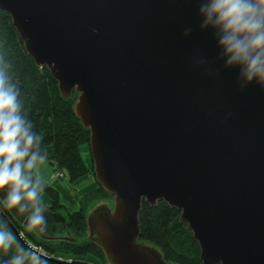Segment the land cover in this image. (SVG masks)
Instances as JSON below:
<instances>
[{
    "label": "water",
    "instance_id": "1",
    "mask_svg": "<svg viewBox=\"0 0 264 264\" xmlns=\"http://www.w3.org/2000/svg\"><path fill=\"white\" fill-rule=\"evenodd\" d=\"M198 8L199 0H0L62 98L77 96L94 176L113 199L88 210L82 240L64 214L44 209L47 229L34 230L43 241L89 242L107 264H175L141 240L143 202L164 201L181 211L202 264H264V87H240L213 34L200 30ZM3 195L26 227L27 214ZM0 215L32 253L88 264L38 253L1 206Z\"/></svg>",
    "mask_w": 264,
    "mask_h": 264
},
{
    "label": "trees",
    "instance_id": "2",
    "mask_svg": "<svg viewBox=\"0 0 264 264\" xmlns=\"http://www.w3.org/2000/svg\"><path fill=\"white\" fill-rule=\"evenodd\" d=\"M0 71L4 72L7 80L17 83L20 88L25 111L33 122L34 130L42 137L46 161L64 172L72 184L89 175L90 167L81 150L84 146H90L91 134L74 113L77 96L74 94L70 100L62 98L59 85L51 72L40 68L30 57L12 18L3 12L0 13ZM98 188L96 193L88 196L85 206L67 216L68 228L76 239L82 240L86 237L88 210L98 201L108 200L110 196L99 185ZM43 195L51 205L46 204ZM40 198L44 209L51 207L53 212L66 211V206L60 201L59 190L44 185ZM0 206L20 234L29 243L45 251L49 257L53 258L57 252L63 250L75 256L98 253L105 260L102 251L89 242L73 244L43 241L24 225H20L3 204L0 203ZM181 214V211L170 207L164 201L152 207L144 201L139 215L141 240L156 245L169 262L202 264L199 243L194 239L188 225L181 224ZM0 231H9L15 235L1 215ZM15 237L8 249H0V264H11L14 259L18 260V264H54L32 253L18 236Z\"/></svg>",
    "mask_w": 264,
    "mask_h": 264
},
{
    "label": "clouds",
    "instance_id": "3",
    "mask_svg": "<svg viewBox=\"0 0 264 264\" xmlns=\"http://www.w3.org/2000/svg\"><path fill=\"white\" fill-rule=\"evenodd\" d=\"M198 15L200 30L213 34L218 58L225 69L236 71L240 87H264V0H199ZM20 97L17 83L0 71V193L8 208L28 214L27 230L44 232L39 167L46 150ZM14 239L13 233L0 231V249H8Z\"/></svg>",
    "mask_w": 264,
    "mask_h": 264
},
{
    "label": "rangeland",
    "instance_id": "4",
    "mask_svg": "<svg viewBox=\"0 0 264 264\" xmlns=\"http://www.w3.org/2000/svg\"><path fill=\"white\" fill-rule=\"evenodd\" d=\"M85 149H82L81 150V153H82V156H85V161L86 163L88 164V167H90V174L85 176L84 179L72 184L70 183L69 179L67 178L66 174L64 172H61L59 169H57L56 166L52 165L50 162L46 161L48 164L52 165V168H56L57 169V177H58V180H61L63 182H59L60 183V186H61V189L64 190V198L61 197L60 195V201L61 202H64L63 200H67V201H70V202H73L75 203V201H77L75 204H72L71 203V209L74 208V206L77 205V209H80V207L82 206H85V204L88 202V196L94 194L97 192V190L99 189L98 188V182H97V178H95L94 176V163H93V157L91 156V147L90 146H84ZM46 162L40 166L41 170L43 171V174L47 173V170H49V172L51 173V177L52 175L54 174V170L52 168H50V166L48 164H46ZM46 167V169H45ZM56 171V170H55ZM88 176H91L93 179H91L94 184H95V188L90 190L89 186H88V180L90 179H86ZM68 180V181H66ZM43 198L45 200V202H47L46 204L49 206L51 205L50 202L45 199L44 195H43ZM108 200L110 201H113V199L111 198V196H109L107 198ZM107 200V201H108ZM97 202V201H96ZM100 202V201H98ZM70 209V210H71ZM62 214H64V216H68L69 212L67 209L65 212H61ZM35 233V231H31V233ZM36 234V233H35ZM31 246H34L32 245L31 243H29ZM34 248L38 251V253L42 254V255H45L47 257H49L45 251H43L41 248H38L36 246H34ZM53 258H57V259H60L62 261H83V262H86V263H91V264H107L106 263V259L104 260L103 256L101 254H89L88 256H75V255H71L69 253H67V251H63V250H60L59 252H57L55 254V256Z\"/></svg>",
    "mask_w": 264,
    "mask_h": 264
},
{
    "label": "crops",
    "instance_id": "5",
    "mask_svg": "<svg viewBox=\"0 0 264 264\" xmlns=\"http://www.w3.org/2000/svg\"><path fill=\"white\" fill-rule=\"evenodd\" d=\"M82 149H85L84 147L82 148ZM84 158H85V156H84ZM46 162V161H45ZM46 164H48L47 162H46ZM49 166H50V168H52V165H50V164H48ZM45 169H46V167H45ZM53 170H54V174L52 175V177H51V173L49 172V170L48 169H46L47 170V173H45V174H43V171L41 170V168L39 167V175H40V177H41V179H42V182H43V184L44 185H46V186H50V187H52V188H55V189H57V190H59L60 191V195H61V197L62 198H64V190L63 189H61V186H60V183L59 182H63V181H61V180H58V177H57V169L56 168H52ZM56 170V171H55ZM86 179H90V180H88V186H89V188H90V190H91V188L92 189H94L95 188V184H94V182L91 180V179H93L91 176H88ZM66 181H68V180H66ZM64 202H62V204H63V206L65 205L66 206V209L69 211V212H71V213H75L78 209L76 208L77 207V205L76 206H74V208H72L71 209V203L72 204H75L77 201H75V203H73V202H70V201H67V200H63ZM71 209V210H70Z\"/></svg>",
    "mask_w": 264,
    "mask_h": 264
},
{
    "label": "flooded vegetation",
    "instance_id": "6",
    "mask_svg": "<svg viewBox=\"0 0 264 264\" xmlns=\"http://www.w3.org/2000/svg\"><path fill=\"white\" fill-rule=\"evenodd\" d=\"M48 209L51 211V212H53L52 210H51V207H48ZM54 213V212H53ZM56 213V212H55ZM83 262V261H82Z\"/></svg>",
    "mask_w": 264,
    "mask_h": 264
}]
</instances>
